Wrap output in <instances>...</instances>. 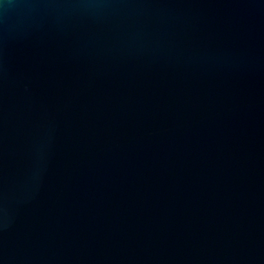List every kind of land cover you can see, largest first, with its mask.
I'll list each match as a JSON object with an SVG mask.
<instances>
[{
    "label": "water",
    "instance_id": "1",
    "mask_svg": "<svg viewBox=\"0 0 264 264\" xmlns=\"http://www.w3.org/2000/svg\"><path fill=\"white\" fill-rule=\"evenodd\" d=\"M0 264H264V0H0Z\"/></svg>",
    "mask_w": 264,
    "mask_h": 264
}]
</instances>
